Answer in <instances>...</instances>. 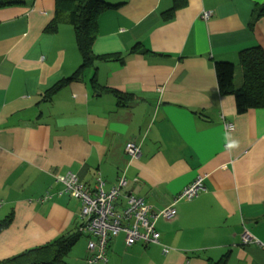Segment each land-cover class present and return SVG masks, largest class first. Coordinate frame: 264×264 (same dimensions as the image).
Segmentation results:
<instances>
[{
	"label": "crops",
	"instance_id": "1",
	"mask_svg": "<svg viewBox=\"0 0 264 264\" xmlns=\"http://www.w3.org/2000/svg\"><path fill=\"white\" fill-rule=\"evenodd\" d=\"M105 1L114 7L97 19L98 60L78 78L72 26L49 30L55 0L0 9V220L12 218L0 261L80 232L81 202L56 178L72 172L107 191L124 177L119 204L133 195L155 209L205 178L175 220L157 222L160 244L128 247L120 234L101 264H264V109L239 114L215 71L216 62L240 67L245 49L264 50V0H188L169 21L173 0ZM88 240L67 264H87Z\"/></svg>",
	"mask_w": 264,
	"mask_h": 264
},
{
	"label": "trees",
	"instance_id": "2",
	"mask_svg": "<svg viewBox=\"0 0 264 264\" xmlns=\"http://www.w3.org/2000/svg\"><path fill=\"white\" fill-rule=\"evenodd\" d=\"M57 3L56 17L49 30L54 31L61 23L72 26L83 64L80 73L91 66L98 58L92 52V45L97 37V19L100 14L114 7L105 0H55ZM188 0H173L172 8L165 12L166 21L173 19L178 10L187 5ZM23 4V0H0V9L8 6ZM264 15V8L260 16ZM259 16V17H260ZM257 19L254 17V20ZM254 24L251 25L253 27ZM147 54L149 51H141ZM241 77L237 75V66L230 62H216L215 71L219 92L222 96H234L237 112L244 114L250 110L264 109V50L253 47L240 52L239 56ZM61 86H57L49 94H53ZM121 99L124 97L117 91L110 90ZM122 95V96H121ZM125 99H132V95H125ZM120 103V101H119ZM121 104V103H120ZM9 216L0 220V232L11 222ZM82 234H65L55 241L23 252L13 258L0 261V264H67V257L73 247L80 241ZM225 258L211 264H225Z\"/></svg>",
	"mask_w": 264,
	"mask_h": 264
},
{
	"label": "built area",
	"instance_id": "3",
	"mask_svg": "<svg viewBox=\"0 0 264 264\" xmlns=\"http://www.w3.org/2000/svg\"><path fill=\"white\" fill-rule=\"evenodd\" d=\"M210 17V12L203 13V19L208 20ZM227 128L233 129V125ZM126 152L132 160H139L142 155L141 147L133 142L126 145ZM56 178L64 186L63 193L81 202L78 230L89 239L87 264L107 263L108 244L120 234H124L128 247L138 243L160 244L161 234L157 230V222L161 219L175 220L177 203L193 200L205 189V178L199 176L164 209H155L144 198L133 195L127 196L126 205L122 207L119 200L127 184L124 177L108 191L102 179H98L92 189L72 172L56 175ZM252 240L253 237L247 233L242 239L244 244L252 243ZM168 252L165 248L164 253Z\"/></svg>",
	"mask_w": 264,
	"mask_h": 264
},
{
	"label": "rangeland",
	"instance_id": "4",
	"mask_svg": "<svg viewBox=\"0 0 264 264\" xmlns=\"http://www.w3.org/2000/svg\"><path fill=\"white\" fill-rule=\"evenodd\" d=\"M236 65V64H235ZM241 74H242V71H241V68L238 66V68H237V75L239 76V77H241ZM87 237L86 236H83V238L80 240V242L79 243H81V245H83V244H86L87 245V239H86ZM70 257H72V255H70ZM68 258V262L70 261V259L71 258Z\"/></svg>",
	"mask_w": 264,
	"mask_h": 264
}]
</instances>
